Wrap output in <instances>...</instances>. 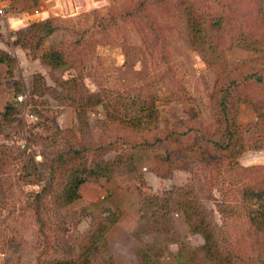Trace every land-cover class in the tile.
<instances>
[{"label": "rangeland", "instance_id": "374dc122", "mask_svg": "<svg viewBox=\"0 0 264 264\" xmlns=\"http://www.w3.org/2000/svg\"><path fill=\"white\" fill-rule=\"evenodd\" d=\"M19 1L29 11L44 10L42 20L52 18L56 27L31 54L11 44L14 32L22 28L10 29L0 20V51L12 58L1 62L6 70L0 74V82L9 88L7 102L17 110L7 123L1 120L0 109L4 150L0 154V264H46L53 258L72 257L99 215L114 208L121 217L106 234L108 252L114 264H130L128 256H134L132 263L136 264L134 246L153 239L149 234L137 238L131 233L141 221L140 215L149 213L142 198L186 183L194 184L218 238L236 255V261L264 264V233L248 224L238 193L243 184L264 186V148H250L239 156L240 164L256 169L219 175L211 170V185L194 166L188 172L176 167L179 161L160 160L158 149L135 151L134 160L117 167L110 177L89 178L80 187V196L62 208L55 206L50 191L35 201L33 193L42 184H31L32 175H27L32 170L28 155L35 162H47L66 141L104 148L111 141L128 148L139 137L161 135L167 128L177 127L190 128L189 136L199 130L205 137L221 141L222 127L211 113L208 98L219 66L232 73V92L249 96L250 104L240 105L237 120L250 125L254 121L252 105L264 111V0H187L204 15L211 40L221 48L218 54L205 51L201 32L186 26L180 0ZM215 22L219 26L211 29L209 25ZM247 32L262 44H254ZM72 74H79L90 91L136 96L140 101L152 96L156 109L141 115L155 121L156 128L143 133L119 129L105 120L104 106L86 110L84 121H79L73 108L53 95L31 97L34 75H40L45 85L58 88L57 81ZM227 80L220 78L221 82ZM114 108L119 114L131 113L122 100ZM69 127L75 131L73 136L65 131ZM112 155V150L104 154ZM157 166L161 173L170 166V176H156L153 168ZM40 172L52 187L60 182L57 174L50 176L47 169ZM247 205L257 211L262 201L253 199ZM170 216L179 242L201 244L198 235L188 233L180 211ZM179 242L169 243V254L163 255L157 245L160 251L156 250L155 257L162 264H174Z\"/></svg>", "mask_w": 264, "mask_h": 264}, {"label": "trees", "instance_id": "16d2710c", "mask_svg": "<svg viewBox=\"0 0 264 264\" xmlns=\"http://www.w3.org/2000/svg\"><path fill=\"white\" fill-rule=\"evenodd\" d=\"M179 5L186 26L201 32L205 43L204 50L218 54L221 48L211 40L204 15L196 11L187 0H180ZM14 7L17 6L14 5ZM209 26L211 29L212 27L215 29L219 23H211ZM55 27L52 18L32 23L14 32L11 44L34 54ZM239 33H243L242 30ZM246 34L247 37H251L254 44H262L250 32ZM11 60L9 55L0 51V63ZM218 70L220 71L208 98L211 113L222 127L223 139L221 141L205 137L199 130H193L195 133L189 136L188 132L192 131L190 128L179 129L178 127L165 128L166 130H163L161 135L139 137V139L131 141L127 145L128 148H120V144L112 145L114 142L111 141L105 148L103 145L89 146L78 140L76 143L66 141L64 146L58 149L47 162H35L33 157L28 155L29 166L32 167V170L29 169L27 174L28 176L32 175L30 183L39 184L41 182L42 184L40 190L33 193L35 201H38L42 194L50 191L53 193L52 200L57 208L70 205L80 196V187L89 178H108L117 167L134 160L135 151L148 149L160 150L158 155L160 160L181 162L180 166H176L179 169L188 172L193 166L200 169L207 185L213 183L209 178L211 170H215L217 175L223 171L242 174L253 171L255 166L240 164L239 156L250 148H264V111L258 105H252L254 121L250 125L238 122L239 107L243 104H250V98L248 95L232 92L235 82L229 69L225 70L224 66H219ZM221 77L228 80L221 82ZM258 79L260 78L258 77ZM57 87L45 85L40 75H34L31 84V97L51 94L60 103L71 106L79 121H84L86 110L104 106L105 120L119 129L143 133L156 128L155 121L152 123L141 115L144 111L156 109L152 96L140 101L136 99V96L123 98L120 97L121 95L112 96L105 90L90 91L79 74L68 75L66 78L58 80ZM121 100L122 105L131 113L119 114L116 111L114 105ZM1 111V120L7 123H10L14 119L13 115L17 113L15 106L8 102ZM65 131L72 136L75 133L70 127ZM246 134L249 135V138ZM249 140L252 141L248 142ZM111 150L113 155L105 157L104 154ZM0 154L4 155L2 144H0ZM2 156H0V165L3 161ZM40 169H47L50 176L58 175L60 182L55 188L49 182L44 181ZM153 170L155 175L161 178L170 176L171 172L170 166L164 173L159 172L158 166ZM195 191L194 184L186 183L170 188L161 195H144L142 204L149 213L144 212L140 215L141 221L136 224L131 233L137 238L140 235L149 234L153 239L150 242H140V245L134 250L138 264H162L158 260L159 257H155L157 256L156 250L160 251L157 249V245H161L163 255L164 253L169 254L167 248L169 243L179 242L170 216L171 213L177 211L182 213L187 223L188 233L198 235L201 238V244L191 246L186 242H179L178 248L173 253L174 264H247L237 262L236 255L232 250L220 241L213 224L198 201ZM238 193L248 224L255 232L264 233V186L254 187L243 184L238 187ZM252 199L262 201V207L259 210L249 209L247 202ZM120 217L118 209H105L79 241L77 251L72 257L53 258L46 264H114L113 256L108 252L106 234L120 220Z\"/></svg>", "mask_w": 264, "mask_h": 264}, {"label": "built area", "instance_id": "2783aa9c", "mask_svg": "<svg viewBox=\"0 0 264 264\" xmlns=\"http://www.w3.org/2000/svg\"><path fill=\"white\" fill-rule=\"evenodd\" d=\"M14 0H0V20H5L10 29H19L27 27L32 23H36L45 18L43 16L44 10L34 8L32 11L29 9H18L14 7ZM14 22V26L11 25ZM20 99V96H16Z\"/></svg>", "mask_w": 264, "mask_h": 264}, {"label": "crops", "instance_id": "0c3cea01", "mask_svg": "<svg viewBox=\"0 0 264 264\" xmlns=\"http://www.w3.org/2000/svg\"><path fill=\"white\" fill-rule=\"evenodd\" d=\"M25 3L22 1V2H20L19 0H16L15 1V6H17L16 8H18V9H26L27 8V6L26 5H24ZM6 69L4 68L3 69V67H2V63H0V74H4V71H5ZM3 80H1V82H2ZM0 82V109L2 110V108H3V106L7 103V101H8V90H9V88L8 87H6V85H5V83H1ZM253 200V199H252ZM114 227V226H113ZM128 231V230H127ZM129 232V231H128ZM135 248H137V246H134V250H135ZM132 255H134V254H132ZM129 257V259L131 258V263L130 264H133L132 263V259L134 258V256H128ZM135 259H136V264H138V261H137V258H136V256H135Z\"/></svg>", "mask_w": 264, "mask_h": 264}]
</instances>
